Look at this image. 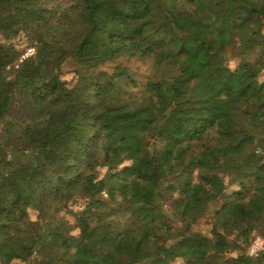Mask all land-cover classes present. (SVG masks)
Returning <instances> with one entry per match:
<instances>
[{"label":"trees","instance_id":"obj_1","mask_svg":"<svg viewBox=\"0 0 264 264\" xmlns=\"http://www.w3.org/2000/svg\"><path fill=\"white\" fill-rule=\"evenodd\" d=\"M11 15L0 0V264H116L117 243L134 264H264L249 229H217L264 218V122L242 108L264 94V0H13Z\"/></svg>","mask_w":264,"mask_h":264},{"label":"rangeland","instance_id":"obj_2","mask_svg":"<svg viewBox=\"0 0 264 264\" xmlns=\"http://www.w3.org/2000/svg\"><path fill=\"white\" fill-rule=\"evenodd\" d=\"M13 0H2L6 11L11 15V4ZM27 2H32V0H26ZM31 38L29 34L22 33L16 40V46L19 51L22 52L23 55L31 48ZM229 103L238 104L236 99H229ZM242 108L248 112L253 119L259 123L264 122V94L255 93L251 100L248 103L242 105ZM108 110V121L115 126H118L121 131H131L129 128L130 121L127 119L126 111L127 109L123 105H118L114 103H110L107 105ZM74 150V146L71 142L65 141L62 145V152H72ZM216 155L219 159L222 160V155L220 152H216ZM258 165H264V156L259 161ZM254 184L257 188L264 191V175L256 178ZM234 189V186L230 187L229 190ZM106 196V194H104ZM222 203L218 201L215 204V207H220ZM72 208H82V205L77 202L72 205ZM60 214H63L61 212ZM215 221V215L212 213L208 215H204L202 217H193L191 219V223L193 228L199 230L201 232H208L209 228L213 225ZM73 223V221L71 222ZM54 228L62 231L59 225L58 219L55 220ZM217 229L223 232L228 238L233 239H242L246 234L247 230H250L249 238L247 243H241L246 252L249 255L257 253L259 250L264 248V218L256 216L251 212H247L244 214L236 224H227L224 222V217L222 216L217 222ZM77 229L73 231L76 233ZM108 256L116 263V264H134L131 254L128 251L127 247L123 244H112L107 248ZM171 262L173 264H196L195 260L190 259L188 257H184L183 255L177 253L171 256Z\"/></svg>","mask_w":264,"mask_h":264},{"label":"built area","instance_id":"obj_3","mask_svg":"<svg viewBox=\"0 0 264 264\" xmlns=\"http://www.w3.org/2000/svg\"><path fill=\"white\" fill-rule=\"evenodd\" d=\"M33 51H34V48H33V47L29 48L28 51L25 53V55H22V57H25V56H27L28 54H32Z\"/></svg>","mask_w":264,"mask_h":264}]
</instances>
